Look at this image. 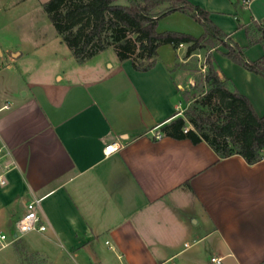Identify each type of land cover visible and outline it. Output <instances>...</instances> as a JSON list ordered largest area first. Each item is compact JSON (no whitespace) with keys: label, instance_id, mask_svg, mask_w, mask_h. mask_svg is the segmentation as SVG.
<instances>
[{"label":"crops","instance_id":"crops-1","mask_svg":"<svg viewBox=\"0 0 264 264\" xmlns=\"http://www.w3.org/2000/svg\"><path fill=\"white\" fill-rule=\"evenodd\" d=\"M189 1L249 61L263 57L245 27H264V0ZM23 2L0 0V36L48 1ZM157 30L204 33L179 12ZM187 47L161 46L155 67L139 72L112 48L80 64L58 34L18 43L0 37V133L10 152L0 160V232L11 239L0 264H38L34 256L43 264H264V160L219 159L205 142L153 137L182 115L175 65L195 54L179 60ZM226 52L211 51L219 76L262 117L264 79ZM116 143L121 148L106 155ZM33 201L47 229L16 239V223Z\"/></svg>","mask_w":264,"mask_h":264},{"label":"trees","instance_id":"trees-1","mask_svg":"<svg viewBox=\"0 0 264 264\" xmlns=\"http://www.w3.org/2000/svg\"><path fill=\"white\" fill-rule=\"evenodd\" d=\"M43 9L80 64L113 48L120 61L130 60L136 71L147 72L157 64L158 49L163 45H171L175 51L188 45L187 57L204 51L206 69L201 79L192 90L182 91L189 106L182 115L159 125L158 132L195 145L205 142L219 159L240 156L249 165L264 159V115L258 116L249 100L219 76L211 51L224 47L225 57L263 79L264 55L249 61L245 49L213 23L209 12L189 0H49ZM176 12L193 19L204 33L196 38L158 32V22ZM245 31L250 44H261L264 49L263 26L253 21ZM178 66L177 62L175 68ZM199 85L204 90L200 95L196 93ZM16 250L27 255L20 244Z\"/></svg>","mask_w":264,"mask_h":264},{"label":"rangeland","instance_id":"rangeland-1","mask_svg":"<svg viewBox=\"0 0 264 264\" xmlns=\"http://www.w3.org/2000/svg\"><path fill=\"white\" fill-rule=\"evenodd\" d=\"M23 1L24 2L21 5L22 7H25V6L34 7L36 3V0H23ZM46 1H49V0H46ZM30 9H31V15L28 16L30 18L29 19L25 18V22L23 23L21 28L1 30L0 37H2L3 39L11 38L12 41L14 40L15 43H18L21 40H25V37H27L28 35L35 34V33L36 34L38 33V36H39V33H41L44 38H48V39L57 37V31L55 27L53 26V24L51 23V21L48 19L46 13L44 12V9L43 8L38 9V10H35L34 8H30ZM186 18L196 23L190 17L186 16ZM20 45H22L23 48H26V45H24V42H21ZM187 50H188V47L183 49V51L182 50L180 51L178 55L179 60L182 57H186L187 59V56H186ZM110 52H114L116 54L113 48L111 49ZM110 52H108L107 54H109ZM205 57H206V53L204 51H196L195 54L192 55L186 61V63L179 62L180 65L176 68L177 70L175 71V74L177 75V79L179 83L182 85V89H181L182 91L192 90V86L197 85V83L201 79L204 73V70H205L203 66L205 63ZM203 91H204L203 87L199 85L196 93L200 95L203 93ZM193 102L194 101L192 100L190 103H193ZM188 106L189 104L183 100L182 114L185 112ZM24 262L27 263L28 259L25 258ZM32 262L43 264L44 260L40 257L34 256L32 259Z\"/></svg>","mask_w":264,"mask_h":264},{"label":"built area","instance_id":"built-area-1","mask_svg":"<svg viewBox=\"0 0 264 264\" xmlns=\"http://www.w3.org/2000/svg\"><path fill=\"white\" fill-rule=\"evenodd\" d=\"M250 0H245L244 4H248ZM7 107V106H6ZM188 131V128L184 129V132L186 133ZM153 137L156 140H160L163 137V134L160 132H153ZM121 148V145L119 143L109 145L105 148L106 155H110L116 151H118ZM9 149L7 144L5 143L2 134L0 133V160L9 155ZM264 160V159H263ZM0 184L5 185L6 179L3 175H0ZM38 207L39 202L33 201L27 205V210L25 214L18 220L16 223L17 228V235L16 239L19 237H22L23 235L31 232H44L47 229V226L44 224L41 216L38 213ZM15 239V240H16ZM11 242V239L8 235L5 233L0 232V250L5 248L9 243ZM212 262L216 264L221 263V259L213 258Z\"/></svg>","mask_w":264,"mask_h":264}]
</instances>
